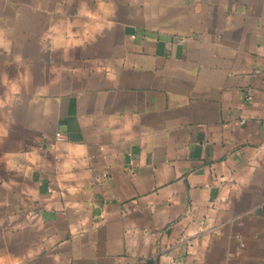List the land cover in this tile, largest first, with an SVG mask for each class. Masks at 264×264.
<instances>
[{"label": "crops", "instance_id": "0c3cea01", "mask_svg": "<svg viewBox=\"0 0 264 264\" xmlns=\"http://www.w3.org/2000/svg\"><path fill=\"white\" fill-rule=\"evenodd\" d=\"M0 264H264V0H0Z\"/></svg>", "mask_w": 264, "mask_h": 264}, {"label": "built area", "instance_id": "2783aa9c", "mask_svg": "<svg viewBox=\"0 0 264 264\" xmlns=\"http://www.w3.org/2000/svg\"><path fill=\"white\" fill-rule=\"evenodd\" d=\"M57 140H59V141H64V140H65V136L62 135L61 133H58V134H57Z\"/></svg>", "mask_w": 264, "mask_h": 264}, {"label": "clouds", "instance_id": "9594fccd", "mask_svg": "<svg viewBox=\"0 0 264 264\" xmlns=\"http://www.w3.org/2000/svg\"><path fill=\"white\" fill-rule=\"evenodd\" d=\"M83 14H85V15H91L90 13H87V12H84Z\"/></svg>", "mask_w": 264, "mask_h": 264}]
</instances>
